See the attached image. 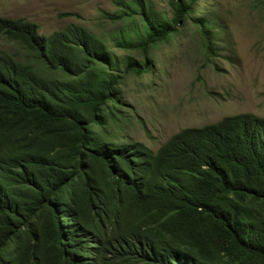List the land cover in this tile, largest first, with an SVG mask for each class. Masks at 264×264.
<instances>
[{"label": "trees", "instance_id": "obj_1", "mask_svg": "<svg viewBox=\"0 0 264 264\" xmlns=\"http://www.w3.org/2000/svg\"><path fill=\"white\" fill-rule=\"evenodd\" d=\"M169 3L172 16L118 0L104 16L127 24L109 37L0 16V35L26 50L0 48V264H264V117L187 127L156 151L107 132L125 75L150 71L181 23L217 54L194 0Z\"/></svg>", "mask_w": 264, "mask_h": 264}, {"label": "rangeland", "instance_id": "obj_2", "mask_svg": "<svg viewBox=\"0 0 264 264\" xmlns=\"http://www.w3.org/2000/svg\"><path fill=\"white\" fill-rule=\"evenodd\" d=\"M118 0H0V16L23 17L51 35L76 23L104 37L118 36L126 21H112L106 11L119 10ZM172 16L169 0H147ZM191 16H204L216 32V55L210 56L198 25L189 18L168 42L152 50V69L125 75L122 113L107 132L119 141H138L158 150L187 127L252 113L264 117V4L262 0H194ZM73 12L61 17L59 14ZM129 29L125 28V31ZM121 58L135 51L116 48ZM0 48L26 60V50L0 35Z\"/></svg>", "mask_w": 264, "mask_h": 264}]
</instances>
